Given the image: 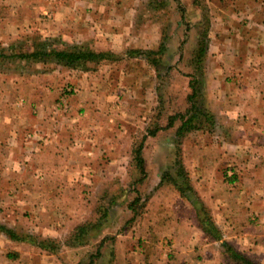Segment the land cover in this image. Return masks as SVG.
<instances>
[{
  "label": "rangeland",
  "instance_id": "374dc122",
  "mask_svg": "<svg viewBox=\"0 0 264 264\" xmlns=\"http://www.w3.org/2000/svg\"><path fill=\"white\" fill-rule=\"evenodd\" d=\"M157 1L160 0H148L138 9L141 20L147 19L148 24L159 28L160 41L163 31L170 34L166 64L156 69L142 58L123 56L119 62H104L93 69L94 73H109L111 80L109 114L102 120L110 136L103 149V137L95 135L91 155L105 158L106 166L100 165L102 174L82 175L73 201L61 197L53 203L59 209L57 215L43 213V197L37 193L33 197L0 196L1 223L21 235L55 240L61 249L53 254L36 245L17 242L15 249L11 239L0 232V264H241L226 252L222 241L255 263L264 264V118L259 121L261 131L255 134L236 133L239 125L234 126L235 120H218L210 106L217 103L209 100L210 77L205 65V104L215 114V132L195 131L178 140L174 132L180 121L175 128L164 129L169 117L184 114L189 106L188 76L194 73L190 63L203 22L205 28L210 25L206 63L211 55L210 6L214 0H201L205 20L195 0H164L162 9L151 6ZM229 1L232 4L233 0ZM128 49L116 53L122 55ZM151 88L156 89V106L148 94ZM142 101L148 105L143 107ZM81 122L85 124L84 118ZM218 122L222 126L217 128ZM155 129L161 131L145 143L147 177L136 186L138 195L134 183L140 173L133 152L147 130ZM176 156L183 161L198 200L220 229L222 241L204 233L190 202L173 182L163 179L165 173H178V167L173 165ZM136 199L146 204L144 213L127 223L134 217L129 204ZM6 204L23 207L11 212L5 209ZM104 209H110V221L99 236L82 247L66 245L76 227L97 222ZM107 236L115 238L114 243L108 240L102 256L95 259L92 255Z\"/></svg>",
  "mask_w": 264,
  "mask_h": 264
},
{
  "label": "crops",
  "instance_id": "0c3cea01",
  "mask_svg": "<svg viewBox=\"0 0 264 264\" xmlns=\"http://www.w3.org/2000/svg\"><path fill=\"white\" fill-rule=\"evenodd\" d=\"M147 1L0 0V196L37 193L43 197V213L57 215L53 203L77 197L82 175L102 174L105 158L91 156L95 135L103 137V149L110 136L102 123L109 114V73L14 56L32 52L37 37L115 52L155 48L159 28L139 15L138 7ZM230 3L214 0L210 6L213 48L207 85L210 103H217L210 106L218 120H235L236 133L255 134L264 118V0ZM155 90L148 91L153 106ZM14 207L6 204L5 209L23 206ZM10 242L15 249L17 243L26 244Z\"/></svg>",
  "mask_w": 264,
  "mask_h": 264
},
{
  "label": "trees",
  "instance_id": "16d2710c",
  "mask_svg": "<svg viewBox=\"0 0 264 264\" xmlns=\"http://www.w3.org/2000/svg\"><path fill=\"white\" fill-rule=\"evenodd\" d=\"M152 3L153 4H151V6L156 9H162L161 5H166L164 0L157 1L155 4L154 2ZM195 4L199 5V7L202 9L205 20V6L202 4V1L200 0L198 2V0H195ZM203 24L204 27L199 33L197 48L194 51L190 63L194 73L188 76V78H190V93L187 96L189 106L184 114L173 115L169 117L168 124L164 128L167 130L175 128L176 122L180 121V125L175 128L174 132L175 137L178 140L185 138L188 134L195 131H205L211 134L215 132V114L205 104V65L209 50L208 44L210 25L208 28H205V22H203ZM35 40L36 43H34V50L32 52L18 53L14 56V58L26 60L28 62L56 64L63 66L64 68L80 72H92L93 69L101 63H116L122 60L123 56L130 59L142 58L146 60L151 66L158 69V67H161V65L166 64L165 57L169 52V42L171 38L170 34L165 30L162 33L161 41L156 49L130 48L122 55L111 50H97L88 43L71 45L60 40L52 38L42 39L40 37L35 38ZM2 57L5 56L2 54L1 58ZM159 131H161V129L147 130V134L143 137L140 144L135 147L133 152L136 167L140 173V179L134 183V191H136L138 195L139 190L136 189V186L144 181L147 177V171L145 167L146 160L143 154L145 143L149 137H156ZM177 143L180 146L181 142L178 141ZM177 148L178 146H176L175 149ZM178 158L179 157L176 156L175 164H173L174 167H178V173H176V175H172L171 172L169 174L165 173L163 179L165 181L167 179L169 182H173L180 195L190 202L197 213L200 228L204 231V233L215 241H222L223 236L220 229L215 225L213 220H211L212 218L209 216L208 209L200 202V200H198L197 194L191 185L189 174L185 169L183 161ZM139 201L140 199H136L129 204V209L134 214V217L127 223L132 222V220L138 215H143L146 204H140ZM137 203H139V205ZM108 214H110V209H104L100 219L97 222H88V224H82L76 227L74 232L69 237L66 245L73 248L88 245L90 240L93 237L95 238L99 236L104 227L109 223L110 217L107 218ZM0 232L6 234L12 241L33 244L40 249L46 250L53 254L57 253L61 249V244L55 240H50L49 238L39 239L28 234L21 235L14 229L1 222ZM108 240H111L114 243L115 238L107 236L101 240L96 253L92 255V257H96L95 259H98L102 256V248ZM222 245L234 261L241 264H257L244 254L236 251L231 245H229V243L222 241ZM93 262L94 261L91 260V263Z\"/></svg>",
  "mask_w": 264,
  "mask_h": 264
}]
</instances>
